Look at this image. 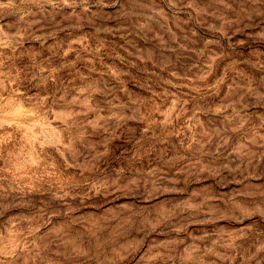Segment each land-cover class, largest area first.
Returning <instances> with one entry per match:
<instances>
[{
    "label": "rangeland",
    "instance_id": "obj_1",
    "mask_svg": "<svg viewBox=\"0 0 264 264\" xmlns=\"http://www.w3.org/2000/svg\"><path fill=\"white\" fill-rule=\"evenodd\" d=\"M0 264H264V0H0Z\"/></svg>",
    "mask_w": 264,
    "mask_h": 264
}]
</instances>
